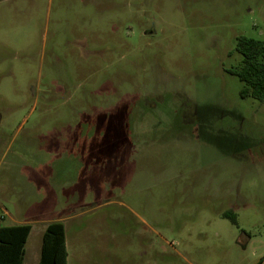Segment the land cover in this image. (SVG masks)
<instances>
[{
  "label": "rangeland",
  "instance_id": "obj_1",
  "mask_svg": "<svg viewBox=\"0 0 264 264\" xmlns=\"http://www.w3.org/2000/svg\"><path fill=\"white\" fill-rule=\"evenodd\" d=\"M239 36L264 41V0H0V207L29 261L63 219L69 264H264Z\"/></svg>",
  "mask_w": 264,
  "mask_h": 264
},
{
  "label": "trees",
  "instance_id": "obj_2",
  "mask_svg": "<svg viewBox=\"0 0 264 264\" xmlns=\"http://www.w3.org/2000/svg\"><path fill=\"white\" fill-rule=\"evenodd\" d=\"M235 51L242 57L240 68L229 69L228 72L245 84L240 92L243 99L253 98L264 102V41L246 36L236 38ZM90 122H87L88 125ZM131 120L129 126L132 127ZM86 124V125H87ZM92 127L96 133L98 145L107 140L108 122L103 118H94ZM128 133L130 132V128ZM133 132V129L131 130ZM88 140V136H86ZM109 137V135H108ZM120 137L111 132L109 140L118 141ZM232 224L238 225L236 214L231 211L224 214ZM4 215L0 207V264H24L25 247L32 232L30 224L4 226ZM69 252L66 242V229L62 222H51L42 237L41 258L39 264H67Z\"/></svg>",
  "mask_w": 264,
  "mask_h": 264
},
{
  "label": "crops",
  "instance_id": "obj_3",
  "mask_svg": "<svg viewBox=\"0 0 264 264\" xmlns=\"http://www.w3.org/2000/svg\"><path fill=\"white\" fill-rule=\"evenodd\" d=\"M3 215L5 216V218L8 216L6 212L2 211ZM66 220L60 219V220H54V221H50L47 222V224L44 226V228L41 230V241L39 242V244L37 245L38 247L35 248V252L33 254V256L31 257V261H29V252H28V248H29V241L33 232V228H32V232L28 238L26 247H25V258H24V264H39L40 262V258H41V247H42V237L44 235V232L46 230V227L48 226V224H50L51 222H62L65 223ZM25 224H30L28 222H24V221H13L12 225L9 226H14V225H25ZM31 225V224H30ZM67 242V240H66ZM69 258V257H68ZM69 264V263H67Z\"/></svg>",
  "mask_w": 264,
  "mask_h": 264
}]
</instances>
